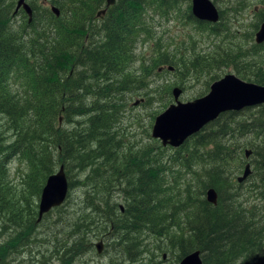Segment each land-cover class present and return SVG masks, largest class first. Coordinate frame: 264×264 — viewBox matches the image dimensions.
Wrapping results in <instances>:
<instances>
[{"label":"trees","instance_id":"16d2710c","mask_svg":"<svg viewBox=\"0 0 264 264\" xmlns=\"http://www.w3.org/2000/svg\"><path fill=\"white\" fill-rule=\"evenodd\" d=\"M49 2L58 9V17L46 8L37 9L29 4L31 21L24 23L19 30L12 26L10 19L16 15L13 13V0H0V115L16 132L8 143L0 136V196L5 185L6 166L15 157L28 169L22 180L26 178L33 184V197L36 198L46 177L62 165L68 184L64 203L74 185L68 180L69 169H64V165L75 167L82 174L79 185L86 189L85 202L80 216L73 220L64 239L55 243L50 253L65 259L71 256L74 241L87 245L86 242L89 243V238L95 234L108 231L112 234L117 230L119 240L126 242L130 235L137 234L146 226H154V209L160 205L174 206L171 202L176 199V193L168 183L172 169H190L191 183L197 184V189L188 193L190 187L184 186L189 211L186 232L168 239V246L177 249L175 261L197 250L202 264L261 263L260 256L264 254V171L260 168L261 177L257 185L253 183L244 188L252 174L238 184L223 172V167L239 150L236 139L247 134L253 136L248 146L253 150L251 155L261 165L264 160V106L253 107L258 108L257 118L237 119L241 112L252 108L221 114L173 149L176 156L168 167L160 159L148 161L142 157L144 150L134 152L133 156L127 152L131 157L125 156L119 142H113L115 133L110 132L115 122V114L110 108L111 96L118 91L119 80L127 65L134 61L133 42L137 36H141L142 42L149 38L141 11H157L161 17L165 9L175 16L185 5L184 21L210 39L213 48V38L227 34L228 28L222 21L223 11L218 10L217 23L207 24L191 17L187 5L189 0H115L114 5L105 10L103 18L97 20L94 14L104 7V0ZM225 5L224 9L231 13L230 19H234L238 9L242 8L238 0H225ZM257 20H264V13H259ZM256 28L257 25L253 24L249 31L244 30L243 35L250 39ZM253 47L264 52V43ZM196 55L199 63L194 60L189 67L198 79L203 71L206 72L203 85L207 86L218 78L215 75L219 69L218 61L215 56ZM157 63L175 70L172 59L160 57ZM190 69L183 68V74H188ZM235 72L241 80L264 86V64L252 70L239 68ZM63 123L71 127L61 129L60 124ZM47 144L49 146L44 148L43 145ZM105 149H111L110 153L119 154V157L111 159ZM202 151L205 164L198 166L196 161L202 162L198 156ZM203 177L205 181H201ZM119 185L122 186V213L111 198L114 192L111 193V188ZM208 187L216 192L215 206L203 199L204 190ZM244 189L247 198L252 200L245 207L237 202L239 192ZM64 203L51 210L60 211L58 216L61 218L69 215ZM26 204L23 209L11 207L6 212L1 210L6 218L3 224L0 223V234H13L12 240L18 242L15 247L18 250L8 248L4 256L16 254V258L21 254L22 246L27 248L34 243L30 232L38 223L34 221V210H29ZM21 210H26V215H22ZM51 211L44 214L40 222ZM90 217L99 227L102 223L104 226L101 229L90 228L92 222L84 224ZM167 220L163 223L165 229H169L172 223L171 214ZM93 228L98 231L85 237L84 229ZM23 231H27L26 234ZM84 245L79 246L78 252H73V257L83 256L89 250ZM131 247L132 243L127 249Z\"/></svg>","mask_w":264,"mask_h":264},{"label":"rangeland","instance_id":"374dc122","mask_svg":"<svg viewBox=\"0 0 264 264\" xmlns=\"http://www.w3.org/2000/svg\"><path fill=\"white\" fill-rule=\"evenodd\" d=\"M16 1L13 0L14 6ZM209 1L217 10L223 11L222 21L225 27L228 28L226 35L222 33L218 37L213 38L214 48L210 44V39H207L203 33H200L194 25L184 21L185 15L183 10L185 5L180 7L175 16H173L175 13H167L165 9L162 10L161 17L157 11L153 13L141 11L144 22L147 23L149 38L144 42L141 41V36L135 38L132 49L134 61L127 65L125 73H123L122 78L119 80L118 91L111 96L110 101V108L115 114V122L110 127V132L113 131L115 133L113 142H119V148L125 152V156L131 157L126 154L127 152L132 155L134 152L144 150L145 153L142 154V157H145L148 161L160 159L165 167H168L170 160L176 156L174 154L176 150L162 148L158 141L150 137V129L153 118L173 102L170 93L173 87L181 89V86H183L181 94L178 97V101L181 103L199 98L207 93L208 87L213 81L207 86L203 85L206 79L204 76L206 72L203 71L202 76L198 79L189 67V64L194 60H197L199 63V57L196 54L215 56L219 64V69L215 71L217 79L226 73L235 75V70L239 68H246V70L251 68L252 70V68H258L261 64H264V52L256 50L253 47V33L255 31L252 33L250 39L246 35H243L244 30L249 31L253 24L258 26L257 15L264 13V0H238L242 8L238 9L237 16L234 19H230L231 13L224 9L226 6L225 0ZM25 3L28 6L32 4L37 9H48L50 6L49 0H25ZM187 5L189 7V2ZM20 12L22 11H16V15L10 17L11 21H13L12 26L17 27L19 30L23 27L24 23H27L26 16L23 12L20 15ZM191 50L193 53H191ZM188 53L191 54L188 55ZM160 57L162 59H172L175 70H172L166 64H158L157 61ZM168 67L171 68V71L167 70ZM183 68L190 69V72L186 75L183 74ZM158 69L160 71H157ZM236 77L239 78L238 76ZM16 85L18 88V84ZM257 109L252 108L240 114L238 113L237 119L242 120L247 116L257 118L259 116ZM76 120L79 119L77 118ZM7 122L8 120L0 115V136L8 143L13 140L16 132ZM70 127L71 125L60 124L61 129H69ZM252 141L253 136L251 134L237 138L236 142L239 144V150L231 158V161L223 167V172L229 174L235 181V178L241 174L243 165L248 163L252 176L248 179L249 181L244 185V188L253 183L257 185L256 182L261 177L260 168L262 169V167L258 164V159L253 155H250L247 159L243 156L244 150L253 151L248 148ZM47 146L49 144L43 145L44 148ZM120 149L117 150L120 151ZM50 150L51 148L48 149V151ZM105 151L110 153L111 149H105ZM1 153L2 151L0 152V159ZM198 156L202 162L199 164L196 161V163L198 166H203L205 164L204 151L199 153ZM108 157L111 159L117 158L119 154L110 153ZM67 167L69 169L67 174L68 180L74 184L69 192V198L64 203V205L66 204L64 209L69 215L61 218L58 216L60 211H51L30 232V237L33 238L34 243L30 244L27 248L22 246L20 249L22 253L16 258H14L16 254L8 255V257H13L14 259L13 261L11 259L6 260L5 264H177L175 261L177 249L168 246V239L186 232L185 222L189 217V211L185 203L186 192H184V186L190 187L187 190L188 193L194 192L197 189V184L191 183L190 169L185 170L180 167L172 169V174L168 176V183L169 188L176 193V199H172L174 202H171L174 206L173 208L161 205L156 207L153 211L156 223L154 226H146L142 231L137 232V234L130 235L127 238L130 241L126 242L119 240L120 234L117 233V230H113L112 234L109 231L99 232V234H95L94 237L89 238L90 242H86L87 245H84L85 242H73V252H78L82 244L84 247H89V250L84 252L83 256L73 257L75 253L70 250L71 256L61 259L58 255H50L51 248L55 243L58 244V242L64 239L65 233L69 230V225L76 217L80 216L83 202H85L84 192H86V189L81 188L79 185L82 174L78 173L75 167L72 169L69 165H64V169ZM27 171L28 169L25 168L24 162L19 161L16 157L9 161L6 166L5 185L0 196V223L2 224L5 221L6 215H3L1 210H5L4 212H6L11 207L23 209L27 205L26 202L28 203V209L34 210V221L36 219L38 197H33V184L29 180L27 181L26 178L22 180L23 175ZM201 181H205V177ZM121 190V185L111 188V193L114 191L111 198L120 207L122 206ZM245 190L239 192L237 199V202L242 203L244 207L252 202L251 198H247ZM177 197L179 198L177 199ZM257 204L260 205L261 203L257 202ZM21 211L22 215H26V210ZM170 214L172 215V223L169 225V229H165L163 223ZM95 221V219L90 217L84 224L92 222L93 224L90 225V228L99 227ZM105 222L107 223V219ZM64 225L66 227L62 228ZM103 226L104 224L102 223V226L98 229H101ZM98 229L93 228L87 231L84 229V232H86L85 237L91 236ZM26 232L23 231L24 234ZM12 238L13 234H0L1 258L4 257L8 248L13 249L17 247L18 242L13 241ZM99 241L103 244V251L97 255L94 245ZM130 243H132V247L128 250L127 247ZM260 259L262 260L261 263L235 262L233 264H264V256H260Z\"/></svg>","mask_w":264,"mask_h":264},{"label":"water","instance_id":"95a60500","mask_svg":"<svg viewBox=\"0 0 264 264\" xmlns=\"http://www.w3.org/2000/svg\"><path fill=\"white\" fill-rule=\"evenodd\" d=\"M114 3L115 0H104V8L96 11L94 18L101 20L105 9L113 6ZM19 10L26 16L27 23H30L32 12L25 0L16 1L14 13ZM48 10L54 17H58L59 12L56 7L50 5ZM189 13L194 20L207 24H215L219 19L218 10L209 0H189ZM253 42L255 45L264 43V20L259 22L253 33ZM167 70L171 71V68L168 67ZM170 93L173 102L153 118L150 137L158 141L161 147L171 149L180 147L189 137L197 134L221 114L237 113L247 108L264 106V86L240 80L232 73H226L213 81L205 95L185 103L178 101L181 94L180 88L173 87ZM59 123L60 118H58ZM250 155V150L243 151L245 159ZM261 167L264 170V160L261 162ZM250 175L249 164L245 163L241 174L235 178V182L243 183ZM67 194V179L63 166L60 165L46 177L40 189L35 224L40 222L44 214L61 206ZM203 199L207 204L215 206L217 203L215 190L210 187L206 188ZM119 210L122 211L120 206ZM94 249L97 255L101 254L103 244L100 241L97 242ZM177 264H202L199 251L186 253L177 261Z\"/></svg>","mask_w":264,"mask_h":264},{"label":"flooded vegetation","instance_id":"af4514ba","mask_svg":"<svg viewBox=\"0 0 264 264\" xmlns=\"http://www.w3.org/2000/svg\"><path fill=\"white\" fill-rule=\"evenodd\" d=\"M104 8V7H103ZM102 8V9H103ZM107 9V8H106ZM105 9V10H106ZM105 14V13H104ZM249 168H250V165H249ZM120 211V210H119ZM123 211V210H122ZM122 211H120L121 213H122ZM263 249H264V247H263ZM22 253V252H21ZM21 255V254H20ZM262 256H264V254H262ZM13 257H8V256H4V257H2L1 258V256H0V264H5L4 262L6 261V260H8V259H11L12 261H13V259H12ZM16 264V263H15ZM34 264V263H33ZM35 264H37V263H35Z\"/></svg>","mask_w":264,"mask_h":264},{"label":"bare ground","instance_id":"6f19581e","mask_svg":"<svg viewBox=\"0 0 264 264\" xmlns=\"http://www.w3.org/2000/svg\"><path fill=\"white\" fill-rule=\"evenodd\" d=\"M252 29H253V28H252ZM97 31H98V30H97ZM163 170H164V169H163ZM125 186H126V185H125ZM28 195H29V194H28ZM117 208H118V207H117ZM175 211H176V210H175ZM88 214H89V213H88ZM175 217H176V216H175ZM55 225H56V224H55ZM51 228H52V227H51ZM50 238H51V237H50ZM14 248H15V247H14ZM17 250H18V249H17ZM17 250H16V251H17ZM12 259H13V258H12ZM133 263H134V262H133ZM34 264H35V263H34Z\"/></svg>","mask_w":264,"mask_h":264}]
</instances>
